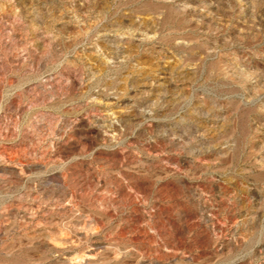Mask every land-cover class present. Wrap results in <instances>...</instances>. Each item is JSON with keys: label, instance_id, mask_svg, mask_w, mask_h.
I'll list each match as a JSON object with an SVG mask.
<instances>
[{"label": "rangeland", "instance_id": "374dc122", "mask_svg": "<svg viewBox=\"0 0 264 264\" xmlns=\"http://www.w3.org/2000/svg\"><path fill=\"white\" fill-rule=\"evenodd\" d=\"M0 264H264V0H0Z\"/></svg>", "mask_w": 264, "mask_h": 264}]
</instances>
